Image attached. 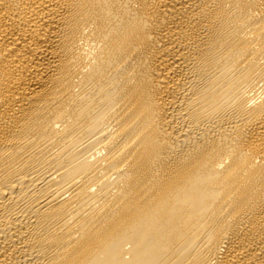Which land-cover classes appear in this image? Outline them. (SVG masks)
Here are the masks:
<instances>
[{"label": "bare ground", "instance_id": "1", "mask_svg": "<svg viewBox=\"0 0 264 264\" xmlns=\"http://www.w3.org/2000/svg\"><path fill=\"white\" fill-rule=\"evenodd\" d=\"M0 264H264V0H0Z\"/></svg>", "mask_w": 264, "mask_h": 264}]
</instances>
